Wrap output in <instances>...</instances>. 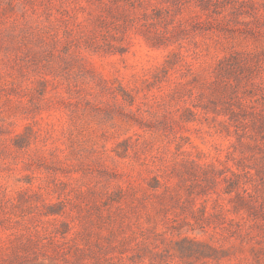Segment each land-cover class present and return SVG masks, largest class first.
I'll return each mask as SVG.
<instances>
[{"label": "rangeland", "instance_id": "374dc122", "mask_svg": "<svg viewBox=\"0 0 264 264\" xmlns=\"http://www.w3.org/2000/svg\"><path fill=\"white\" fill-rule=\"evenodd\" d=\"M0 264H264V0H0Z\"/></svg>", "mask_w": 264, "mask_h": 264}]
</instances>
